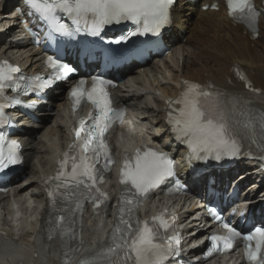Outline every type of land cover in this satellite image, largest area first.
Returning <instances> with one entry per match:
<instances>
[{
	"label": "snow or ice",
	"instance_id": "1",
	"mask_svg": "<svg viewBox=\"0 0 264 264\" xmlns=\"http://www.w3.org/2000/svg\"><path fill=\"white\" fill-rule=\"evenodd\" d=\"M27 3L47 25L48 39L55 41L57 36L74 37L82 29L98 36L105 25L122 21H132L137 25L136 31L128 35L156 33L169 22V9L174 0H27ZM227 5L234 19L256 28L259 13L252 0H227ZM62 17H67L71 24L62 22ZM124 39L127 36L115 43ZM49 63L52 75L31 77L23 86L24 92L48 88L74 71L68 64L57 60L50 59ZM19 72V67L7 61L0 62V94L10 87L21 90L14 75ZM36 81L40 83L36 84ZM110 83L96 76L91 89L85 87L84 80L72 88L71 95L76 104L87 97L96 106V115L79 121L78 127L74 128L76 139L69 152L60 161L56 175L46 181V184H52L48 192L52 212L49 238L58 232L64 240L65 264H71L72 253L77 251L70 244L72 240L79 239L75 217L82 214L83 202L92 200L99 209L100 204L109 199L107 193L96 187L102 180V173L98 172L96 165L103 162L104 168L110 169L113 158L105 134L116 120L123 118V113L111 106L106 90ZM184 83L180 96L169 101V105L178 107L169 111L168 123L177 139L186 143L197 158L201 152L205 157L214 155L217 160L223 156L238 157L242 154L244 142L251 140L256 131L264 135V112L253 111L251 101L210 91L211 84ZM12 103L21 101L16 99ZM9 106L0 104V124L8 123L3 109ZM251 142L255 144L254 140ZM19 149L18 141L6 140L0 133V172L22 162ZM173 174V161L165 153L148 149L145 152L137 150L134 157L126 154L121 171L124 192L120 214L109 234V244L82 258L79 264H165L170 256L177 255L179 250L174 245H179V238H170L166 247L155 242L160 228L168 227L167 222L156 216L152 218L154 226H150L149 221H141L135 213L149 191ZM210 211L217 220L221 218L215 209ZM156 221H159L158 225ZM225 227L228 228L226 236L213 234L210 237L207 255L232 249L234 240L241 236L235 228L227 224ZM243 239L247 258L253 264H264V225L254 226L243 235Z\"/></svg>",
	"mask_w": 264,
	"mask_h": 264
},
{
	"label": "bare ground",
	"instance_id": "2",
	"mask_svg": "<svg viewBox=\"0 0 264 264\" xmlns=\"http://www.w3.org/2000/svg\"><path fill=\"white\" fill-rule=\"evenodd\" d=\"M213 1L200 0L198 4L190 5L179 2L175 7L172 30L167 35L172 51L167 57L153 59L152 63L149 61L138 69L136 65L131 66L123 73L126 76L121 85L115 89L118 104L128 107L129 121L133 118L135 128L144 130L143 137L152 142L165 146L170 139L164 123V99L177 96L185 79L211 83L218 92L248 98L264 112V22L259 25V37L256 38L252 31L236 25L224 7L220 6L219 10L201 8ZM18 5L17 0L0 2V55L19 62L25 69L41 67L42 56L31 46L20 25ZM237 68H243L254 87L261 91L245 88V84L235 77ZM63 98L62 95L55 96L59 102L52 118L51 111H48L41 123H34L35 130L20 134L25 143L26 173L24 178L15 181L8 195L0 196V215L5 209L10 212V201L15 198L26 217L13 223L0 218V228L6 233L0 235V264L13 261L18 264H63L65 246L58 233L49 238L51 224L41 206L42 194L38 187L41 175L51 170L59 155V147L68 138L64 129L68 116ZM49 118L52 121L46 125ZM27 123L33 124L31 121L23 124ZM250 170V167L245 168L246 172L241 175L253 173ZM217 176L225 181L230 172ZM247 180L252 178L247 176ZM175 206L181 211L182 221L178 229L183 232L188 245L205 232L199 226L205 220V214L200 205H190L188 198L183 205L178 202ZM83 221V243L73 247L77 250L73 253L75 260L101 246L113 215L108 211L98 219L86 213Z\"/></svg>",
	"mask_w": 264,
	"mask_h": 264
},
{
	"label": "rangeland",
	"instance_id": "3",
	"mask_svg": "<svg viewBox=\"0 0 264 264\" xmlns=\"http://www.w3.org/2000/svg\"><path fill=\"white\" fill-rule=\"evenodd\" d=\"M146 78H147V76L144 77V79H146ZM53 116H54V114L51 116V118H52ZM134 119H135V118H134ZM135 120H136V119H135ZM49 121L51 122L52 120H50V118H49ZM50 122H49V123H50ZM139 134H140V135H143V132L141 131Z\"/></svg>",
	"mask_w": 264,
	"mask_h": 264
}]
</instances>
